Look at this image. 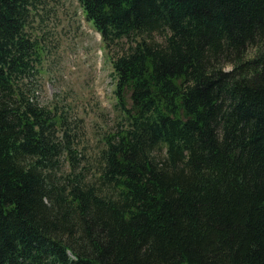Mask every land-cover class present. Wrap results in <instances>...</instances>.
<instances>
[{
    "label": "trees",
    "instance_id": "trees-1",
    "mask_svg": "<svg viewBox=\"0 0 264 264\" xmlns=\"http://www.w3.org/2000/svg\"><path fill=\"white\" fill-rule=\"evenodd\" d=\"M78 1L118 110L93 150L36 96L46 0H0V264H264V0Z\"/></svg>",
    "mask_w": 264,
    "mask_h": 264
},
{
    "label": "rangeland",
    "instance_id": "rangeland-1",
    "mask_svg": "<svg viewBox=\"0 0 264 264\" xmlns=\"http://www.w3.org/2000/svg\"><path fill=\"white\" fill-rule=\"evenodd\" d=\"M80 8L78 0H46L39 10L35 25L46 53L36 96L47 106L69 108L79 124L78 144L93 150L100 133L116 127L118 110L108 52Z\"/></svg>",
    "mask_w": 264,
    "mask_h": 264
}]
</instances>
